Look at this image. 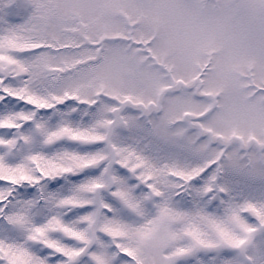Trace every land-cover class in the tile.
Wrapping results in <instances>:
<instances>
[{
	"label": "snow or ice",
	"instance_id": "1",
	"mask_svg": "<svg viewBox=\"0 0 264 264\" xmlns=\"http://www.w3.org/2000/svg\"><path fill=\"white\" fill-rule=\"evenodd\" d=\"M0 264H264V0H0Z\"/></svg>",
	"mask_w": 264,
	"mask_h": 264
},
{
	"label": "rangeland",
	"instance_id": "2",
	"mask_svg": "<svg viewBox=\"0 0 264 264\" xmlns=\"http://www.w3.org/2000/svg\"><path fill=\"white\" fill-rule=\"evenodd\" d=\"M60 2H62V0H50V3H52L53 5ZM117 11L119 12L120 15L129 16V17L137 14L134 8H129L127 9V11H125L124 9H118ZM79 14L80 12L78 9H65L63 13V18L70 21L72 15H79ZM115 14H116L115 12L110 13V15H115ZM91 23L95 24L96 23L95 19H92Z\"/></svg>",
	"mask_w": 264,
	"mask_h": 264
}]
</instances>
